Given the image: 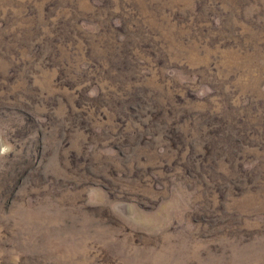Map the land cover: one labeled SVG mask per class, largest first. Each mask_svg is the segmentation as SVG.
<instances>
[{
    "label": "rangeland",
    "instance_id": "374dc122",
    "mask_svg": "<svg viewBox=\"0 0 264 264\" xmlns=\"http://www.w3.org/2000/svg\"><path fill=\"white\" fill-rule=\"evenodd\" d=\"M0 264H264V0H0Z\"/></svg>",
    "mask_w": 264,
    "mask_h": 264
}]
</instances>
